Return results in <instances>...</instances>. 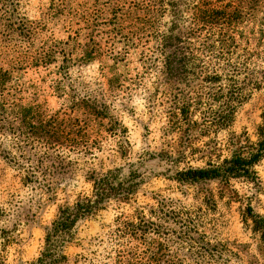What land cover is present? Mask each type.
I'll return each instance as SVG.
<instances>
[{"label":"rangeland","instance_id":"374dc122","mask_svg":"<svg viewBox=\"0 0 264 264\" xmlns=\"http://www.w3.org/2000/svg\"><path fill=\"white\" fill-rule=\"evenodd\" d=\"M130 1L15 0L18 18L33 28V35L28 38L19 37L18 25L13 26L11 38L22 43L21 52L8 50L15 41L5 43L12 22L0 23V66L6 54L9 61L24 57L26 51L33 55L40 48L58 46L57 61L49 69L28 67L17 74L21 90L18 97L43 116L64 114L75 132L62 138L61 145L48 149L27 146L26 156L35 160L43 156L45 160L47 169L39 177V184H24L23 171L0 157V264H26L38 257L45 229L54 220L57 206L72 205L78 195L90 194V173L120 168L126 176L131 165L145 178L135 203H109L93 217L81 221L77 244L66 249L68 264L109 263L113 250L118 248L111 236L116 218L154 204L152 197L156 194L178 201L192 219L198 220L200 233L210 243L223 245L220 264H264V242L260 233L253 230L250 216L264 218V159L255 168L257 185L235 179L228 183L188 184L165 180L164 177L173 176L174 169L159 161L156 154L168 151L169 146L175 149L181 139L180 134L171 131L169 110L181 93L197 92L199 87L194 84L188 90L163 80L158 71L144 70L140 64L144 49L127 44L130 35L118 30V23L124 25L125 13L132 9ZM246 27L253 28L250 24ZM261 52L264 54V47ZM63 60L68 73L59 95L51 89V73L56 70L53 66H60ZM260 65V72L250 77V83L246 82L248 97L238 109L230 131L210 136L220 144L219 161L230 158L236 149L227 143L230 133L255 144L264 128V67ZM92 102L108 108L120 125H114L115 132L108 131L111 123L107 120L92 116ZM77 130L81 132L76 133ZM208 140L200 138L196 145ZM202 165L194 158L185 166ZM183 254L179 253L181 264H194L193 258Z\"/></svg>","mask_w":264,"mask_h":264},{"label":"trees","instance_id":"16d2710c","mask_svg":"<svg viewBox=\"0 0 264 264\" xmlns=\"http://www.w3.org/2000/svg\"><path fill=\"white\" fill-rule=\"evenodd\" d=\"M130 3L135 11H126V23L122 26L118 23V30H126L130 35L127 44L144 49L140 53L144 70L158 71L163 80L188 90L194 84L199 87L197 92L181 93L169 110L171 131L180 134L181 139L175 149L169 146L168 151L156 154L159 161L174 169L173 176L164 177L165 180L188 184L228 183L235 179L257 185L255 168L264 159V128L255 144L230 133L227 143L236 149L230 158L222 161H219L220 144L210 136L230 131L238 109L248 97L246 82L250 83V77L260 72V64L264 67L261 52L264 0H132ZM16 6L15 0H0V23L13 24L11 32L5 35L9 37L6 44L15 41L11 34L16 24L19 37L33 35V28L18 18ZM249 24L252 29H247ZM21 45L15 41L8 50L21 52ZM27 52L24 57L9 61L6 54L0 66V157L23 171V183L29 185L39 184L38 179L47 168L43 156L36 160L26 156L27 146L48 149L61 145L62 138L75 132L64 114L43 116L18 97L21 90L17 74L28 67L47 70L56 63L59 54L56 44L40 48L33 55ZM53 67L56 70L51 73L50 86L62 95L61 82L68 73L66 61ZM253 85L259 87L257 82ZM91 114L99 121L111 123L108 127L111 133L116 130L114 125L120 126L101 103H91ZM200 138L209 140L198 146ZM194 158L203 165L185 166ZM180 165L184 168L180 169ZM132 168V165L128 167L126 176L120 168L90 173L87 178L90 194L78 195L72 205L57 206L54 220L45 229L41 252L26 264H68L66 249L77 244L81 221L93 217L109 203H135L145 178ZM152 200L154 204L141 206L130 216L121 214L116 218V229L111 236L118 248L113 250L114 257H109L107 264H181V251L185 252L183 256L193 258L194 264H220L223 245L210 243L200 233L198 220L192 219L178 201L158 194ZM250 216L253 230L260 233L264 242V218Z\"/></svg>","mask_w":264,"mask_h":264}]
</instances>
